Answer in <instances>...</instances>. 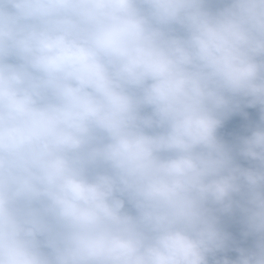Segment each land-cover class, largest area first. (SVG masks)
I'll use <instances>...</instances> for the list:
<instances>
[{
  "label": "clouds",
  "instance_id": "obj_1",
  "mask_svg": "<svg viewBox=\"0 0 264 264\" xmlns=\"http://www.w3.org/2000/svg\"><path fill=\"white\" fill-rule=\"evenodd\" d=\"M236 212L264 264V0H0V264H208Z\"/></svg>",
  "mask_w": 264,
  "mask_h": 264
},
{
  "label": "trees",
  "instance_id": "obj_2",
  "mask_svg": "<svg viewBox=\"0 0 264 264\" xmlns=\"http://www.w3.org/2000/svg\"><path fill=\"white\" fill-rule=\"evenodd\" d=\"M210 7H218L215 2L209 5ZM260 108L258 105L252 107L241 106L239 111L233 112L229 115L220 129H218V137L225 142V144L233 148V155L235 162L242 167L254 166V162L246 160L235 152V146L240 139L250 134L251 130L259 125ZM220 226L228 232L232 241L223 250L218 251L208 256V264H214L216 260L229 259L235 260L238 257L237 247L254 250L255 237L248 236L246 238L241 236L242 224L240 222V215L238 212L232 215H225L221 217Z\"/></svg>",
  "mask_w": 264,
  "mask_h": 264
}]
</instances>
